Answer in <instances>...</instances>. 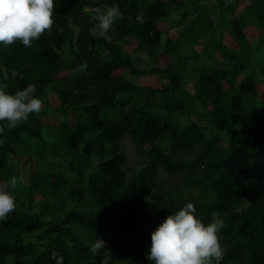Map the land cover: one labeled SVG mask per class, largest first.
<instances>
[{"label":"trees","instance_id":"16d2710c","mask_svg":"<svg viewBox=\"0 0 264 264\" xmlns=\"http://www.w3.org/2000/svg\"><path fill=\"white\" fill-rule=\"evenodd\" d=\"M54 4L50 34L0 45V87L43 101L2 122L0 189L16 207L0 264H155L152 231L189 202L224 220L220 264H264V0ZM113 5L123 18L97 37L94 9Z\"/></svg>","mask_w":264,"mask_h":264},{"label":"clouds","instance_id":"9594fccd","mask_svg":"<svg viewBox=\"0 0 264 264\" xmlns=\"http://www.w3.org/2000/svg\"><path fill=\"white\" fill-rule=\"evenodd\" d=\"M54 14V0H0V45L8 47L19 42L25 47H32L35 40L51 33L55 24ZM122 18L118 5L107 9L95 8L94 34L104 37ZM137 22L143 23L144 18L137 16ZM78 70L86 71L87 61H83ZM11 76L22 78L15 69ZM32 92L29 87L8 94L5 88L0 87V135L5 132L2 122H6L7 129H15L27 121L29 115L42 111L43 101ZM20 179L13 176L10 186L14 188ZM15 207V196L0 189V220L7 219ZM195 213V205L189 202L167 215L151 233L152 243L146 258L155 264H220L224 253L219 233L224 220L213 211L211 221L205 224ZM105 243L103 239H96L90 251L98 254Z\"/></svg>","mask_w":264,"mask_h":264},{"label":"rangeland","instance_id":"374dc122","mask_svg":"<svg viewBox=\"0 0 264 264\" xmlns=\"http://www.w3.org/2000/svg\"><path fill=\"white\" fill-rule=\"evenodd\" d=\"M160 27H164V24H161ZM156 79L155 78H151V77H145V78H142V79H137V82L138 83H141V84H144V83H155ZM50 122H53L50 120ZM55 123V122H54ZM251 137H253L254 135L251 134L250 135ZM126 145H127V149H128V153L130 155L131 158H135V154H134V151L132 149V146L130 145V143L127 141L126 142ZM163 178H165L166 180H169L168 177H165L164 175H161Z\"/></svg>","mask_w":264,"mask_h":264}]
</instances>
